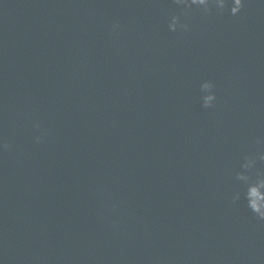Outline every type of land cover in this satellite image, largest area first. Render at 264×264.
Listing matches in <instances>:
<instances>
[{
  "label": "water",
  "instance_id": "water-1",
  "mask_svg": "<svg viewBox=\"0 0 264 264\" xmlns=\"http://www.w3.org/2000/svg\"><path fill=\"white\" fill-rule=\"evenodd\" d=\"M179 11L0 0V264H264V223L230 200L244 152L264 150V0L194 11L184 35Z\"/></svg>",
  "mask_w": 264,
  "mask_h": 264
},
{
  "label": "clouds",
  "instance_id": "clouds-1",
  "mask_svg": "<svg viewBox=\"0 0 264 264\" xmlns=\"http://www.w3.org/2000/svg\"><path fill=\"white\" fill-rule=\"evenodd\" d=\"M173 3L179 6V13H170L167 21V28L172 33L184 35L192 31V13L199 12L202 16L209 17L213 15H223L227 12L232 17H239L246 8V0H173ZM195 6V7H194ZM122 25L119 21L112 23L109 35L113 37V43L118 44L115 39L119 34ZM201 93L199 99L201 107L204 109H214L218 98L216 94V85L211 80H203L199 83ZM34 129L39 133L34 137L36 144L45 142L48 132L41 128L39 121L33 123ZM254 146L264 145V139L257 137L253 141ZM14 145L5 140L0 144V149L4 152L13 150ZM244 146H242L243 148ZM264 150H247L242 156L239 170L234 173V180L241 185L239 190L234 191L230 200L233 205H238L243 197L246 207L255 217V219L264 223ZM118 204L113 203L110 211L112 214L118 212ZM113 229H119L120 224L117 219L111 221Z\"/></svg>",
  "mask_w": 264,
  "mask_h": 264
}]
</instances>
